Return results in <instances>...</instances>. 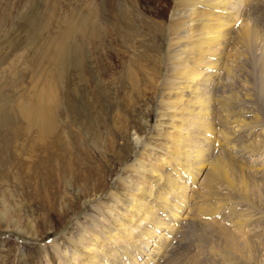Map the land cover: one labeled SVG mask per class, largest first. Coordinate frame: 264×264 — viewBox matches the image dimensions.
Masks as SVG:
<instances>
[{
  "label": "bare ground",
  "instance_id": "6f19581e",
  "mask_svg": "<svg viewBox=\"0 0 264 264\" xmlns=\"http://www.w3.org/2000/svg\"><path fill=\"white\" fill-rule=\"evenodd\" d=\"M105 1L107 18L103 20L101 13L97 15L101 24L97 26L93 47L97 61L101 60L104 45L102 26L105 28L104 23H109L107 19L112 17L110 0ZM253 1L129 0V5L121 7L119 20L124 26L131 21V13L135 12L134 19L140 22L142 12H150L154 18H150L148 26L161 42L157 54L150 55L151 61L149 58L138 60L134 85L135 90L138 83L141 87L135 96L126 95L121 100L126 114L116 122L115 135L123 139L124 132L133 123L134 143L137 146L143 143L131 116L141 112L146 98L154 100L158 95L160 125L171 127L172 132L164 136L166 144L158 151L163 152L161 159L157 158V148L147 143L144 153L127 170L133 174L134 181L131 178L133 182L128 184L123 180L117 186L122 197L129 200L128 209L132 213L124 214L118 229L110 230L106 225L107 219L113 216L111 206L117 208L121 204L120 193L113 192L107 199L110 206L102 201L93 205L96 215L87 214L83 222L76 223L63 246L53 243L50 252L44 249V264H181V259L190 258L183 256L187 251L173 254L171 249L184 223L193 237L203 234L215 237L216 243H222V258L232 262V257L239 255L240 260L247 261L248 256L257 252V247L264 248V212L254 209V202L248 206L231 202L232 193L219 194L220 190L225 191L221 183H227V171L237 172L234 181H230L231 191L238 190L247 198L257 192L258 202L264 206V127L254 135V128H248L237 117L247 86L241 83V80L245 82L244 67H250L252 73L248 84L264 99V30L260 32L256 26H248L253 14L263 15L264 11ZM86 30L87 24L82 28L83 38ZM61 44H55V48ZM130 45H124L119 63L122 70L129 69L132 57L135 58V52L130 51L133 44ZM51 56L48 61L53 62L59 55ZM111 66L109 61L105 67L99 64L96 70V83L101 82L103 89L114 83ZM129 107L132 112L128 111ZM42 116L41 112L35 115L37 127L45 124ZM114 140L107 148L108 153L117 157L115 149L121 153L126 144L117 146ZM229 160H240V167H247L248 171L238 173ZM201 171L204 173L197 185ZM85 174L84 178L92 181V193L100 196L105 186L102 174H93L95 177ZM248 182L252 186H247ZM131 216L137 220L132 222ZM125 217L129 223H125ZM232 226L241 230L232 233L229 230ZM117 230L121 238L115 236ZM237 239H240L239 246Z\"/></svg>",
  "mask_w": 264,
  "mask_h": 264
},
{
  "label": "rangeland",
  "instance_id": "374dc122",
  "mask_svg": "<svg viewBox=\"0 0 264 264\" xmlns=\"http://www.w3.org/2000/svg\"><path fill=\"white\" fill-rule=\"evenodd\" d=\"M106 3L105 0H0V264H44V249L50 252L53 243L63 246L76 223L83 222L87 214L96 215L93 205L102 201L110 206L107 199L113 192L120 193L121 204L117 208L111 206L113 216L106 218V225L107 229H118L117 224L123 223L124 214L132 213L128 209L129 200L122 197L117 186L123 180L128 184L134 181L133 174L127 170L144 153L147 143L157 148V158L161 159L163 152L158 151L166 144L164 136L172 132L171 127L160 125L158 95V99L146 98L144 104L141 103V112L131 116L143 143L139 146L134 143L133 123L124 132L123 139L115 135L116 122L126 114L121 100L126 95L135 96L141 87L138 83L135 90L134 85L138 60L155 56L161 38L149 27L150 18H154L150 12H142L140 22L134 19L135 12L131 13V21L124 26L119 20L120 9L129 5V0H110L112 17L107 19L109 23H104L105 28L102 26V61L95 60V32L100 24L97 15L101 13L103 20L107 18ZM253 3L264 11L261 4L264 0ZM259 15L253 14L248 26H256L261 32L264 14ZM85 24L87 30L83 38ZM121 30H125L124 33ZM59 42L61 47L55 48ZM126 44L129 47L133 44L130 51L135 52V58L132 57L129 69L122 70L119 63ZM47 55L59 56L52 62ZM124 56L128 59V55ZM109 61L115 79L104 91L101 82L96 83V70L99 64L105 67ZM242 71L245 82L241 80V83L247 86L237 117L247 123L248 128L253 127L256 135L264 127V99L250 82L248 84L252 76L250 67ZM130 110L132 112L129 107ZM37 112L46 120L44 127L34 124ZM113 138L117 146L126 144L121 153L115 149L117 157L108 153L107 145ZM229 161L238 173L248 171L247 167H240V160ZM84 171L90 175L102 174L105 186L100 196L92 193V181L84 178ZM203 171L195 181L197 185ZM227 173L229 182L221 183L226 192L220 190L219 194L232 193L231 202L246 206L254 202V209L264 212L257 192L247 198L238 190L231 191L230 181H234L237 172ZM248 183L247 186L251 185ZM225 225L228 227V222ZM229 230L236 233L241 229L232 226ZM117 231L115 236L120 234ZM190 233L184 223L171 249L173 254L187 251L183 256L190 258L181 259V264H264V248L257 247V252L249 254L247 261L245 258L241 261L239 255L232 257V262L222 258V243H216L215 237L204 234L193 237Z\"/></svg>",
  "mask_w": 264,
  "mask_h": 264
}]
</instances>
